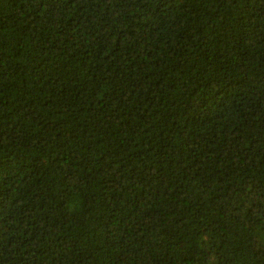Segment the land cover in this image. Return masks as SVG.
I'll return each instance as SVG.
<instances>
[{
    "label": "trees",
    "instance_id": "16d2710c",
    "mask_svg": "<svg viewBox=\"0 0 264 264\" xmlns=\"http://www.w3.org/2000/svg\"><path fill=\"white\" fill-rule=\"evenodd\" d=\"M0 264H264V0H0Z\"/></svg>",
    "mask_w": 264,
    "mask_h": 264
}]
</instances>
